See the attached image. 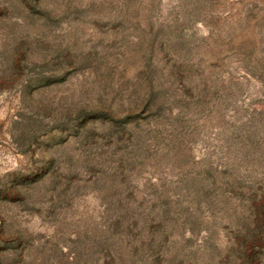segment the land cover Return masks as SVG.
Wrapping results in <instances>:
<instances>
[{
  "label": "rangeland",
  "instance_id": "rangeland-1",
  "mask_svg": "<svg viewBox=\"0 0 264 264\" xmlns=\"http://www.w3.org/2000/svg\"><path fill=\"white\" fill-rule=\"evenodd\" d=\"M0 264H264V0H0Z\"/></svg>",
  "mask_w": 264,
  "mask_h": 264
}]
</instances>
